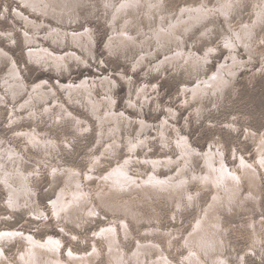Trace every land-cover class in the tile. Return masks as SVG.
Returning a JSON list of instances; mask_svg holds the SVG:
<instances>
[{
    "label": "rangeland",
    "instance_id": "obj_1",
    "mask_svg": "<svg viewBox=\"0 0 264 264\" xmlns=\"http://www.w3.org/2000/svg\"><path fill=\"white\" fill-rule=\"evenodd\" d=\"M229 1L234 2L233 6L229 5L228 9L226 5L230 3ZM233 1L164 0L162 2L164 7L162 11L166 12L165 21L167 22H170L171 17L176 16L177 19L179 15H183L184 12L181 11L183 6L202 4L207 7L206 9L209 6L212 10L216 9L215 12L212 11L213 18L209 17L204 20L205 22L202 21L201 24H197L195 28L192 27L183 34V42L186 44H183L182 48L186 50V54L205 56L200 66L201 69L197 67L200 71L195 72L188 65L186 58L180 59V61L176 60L173 64L165 63L157 66L163 58V52L156 48L154 41L146 49L153 54L142 61L140 60V51L134 48L110 50L107 43L113 32L110 26L113 13L112 9L107 6V0H68L66 3L71 5V17L65 16L60 20L34 13L28 7L23 6L19 0H0V47L8 51L15 59L28 86L38 79L46 77L49 81L57 79L74 81L83 76H91L95 79L103 78L104 75L112 76L117 80V84L111 90L115 100L114 108L117 112L124 110L132 115V119L144 118L150 122L151 126L159 127L157 133L153 126L145 131V127H140V125L133 124L130 128L125 124L124 130H121L123 136L119 139L122 144L113 152L107 149L105 145L107 142L100 143L98 140L100 128L95 122L96 119L86 110H82L78 104L73 106L69 104L66 95L61 90L57 96L58 99L64 100L73 108L74 112H78L77 114L86 119L87 117L91 118V126H93L91 129L86 130L85 126L78 127L66 116L51 117L49 115L30 121L26 119L28 112L23 113L19 121H15L11 125L10 110L12 108L19 109L20 104L27 96H22V100H19L20 98L14 100L7 95V104H0V137H3V140L14 142L13 144L19 146L20 149L26 140L21 135L14 136L16 131L13 130L17 128L19 131H25L27 128L33 130L37 125L38 130L45 136L55 139L60 148L58 146L50 148L51 155L36 148H32L31 155L26 154L29 161L24 169L29 172V169L37 171L34 173L35 175L29 176L36 192L35 205H38L46 213L32 218V209H29L28 206L25 207L24 204L15 209L7 206V191L0 187V228H23L41 239L46 238L47 235L61 238L60 254L62 255L60 256L67 264H77L71 260V256L68 254L70 249L75 250L77 254L80 251L78 255L81 256L90 255V257L88 256L90 261L86 264H109L107 242L100 235L94 236V232L109 223H114L118 227L124 219L131 233L125 236L120 229L122 238L120 242L129 264H137L134 258L139 259V257L144 261V264H152L158 257V250H161L165 257L167 255L169 259L174 260L175 264L176 262L190 264L185 259L189 253L186 243L187 235L190 234L199 214L210 203L214 193L213 187L192 180L188 185V190L195 196L196 203L190 204L187 200L184 203L180 200H173L161 191L147 187L110 193L108 184L98 179V176L107 173L110 168L131 156L132 152L140 158L147 155L161 156V154L176 157L178 156L176 142L184 136L199 151H206L212 146L213 149L221 148L228 167H238L240 155L251 163L257 162L259 140H264V14L261 13L264 11V0ZM222 8L226 11V15L220 11ZM15 9L22 10L23 13L31 15L37 21H42L45 17L48 22L47 27H40L36 31L29 28L15 15ZM143 9V12H149L148 8ZM145 13L140 14L141 17L144 16L142 25L146 33H151L154 27H158L160 16L158 11H155V16L151 17V22L148 23ZM50 25L53 27L58 25L67 30L83 28V30L91 31L94 37L91 54H88L86 49L79 50L80 55L84 56L88 62L70 61L66 69L57 67V71L56 69L54 71L47 69L43 64L39 65L34 62L28 56L29 48L25 42V31L23 30H31L34 35L39 36L41 42L44 41L46 46L49 45L54 50H62L68 45V47L73 46L69 42L67 46L58 47L54 46L52 42L44 40L43 36L48 35ZM120 25L118 23V27ZM9 30L13 31L11 36L14 37V40L7 34ZM132 31L136 32L137 30L132 28ZM238 32L242 33V41L239 39ZM231 35L236 39L233 52H230V48L225 45V41ZM87 43L89 45L90 41ZM166 52L167 54L175 53L174 48L171 52L169 49ZM232 53L236 55L239 63H234L232 69L226 72L225 85L217 92L216 96L207 91L200 95H195L190 91L204 77H212V72H216ZM0 59H2L1 55ZM7 62V60L0 62V84L11 69V65ZM232 63V60L228 62V64ZM98 88L97 94L100 96L102 90L100 87ZM143 88L148 89L146 95L148 99L150 98L146 102L139 96ZM1 91L3 92L4 89ZM131 96H133V102L141 104L139 109H129L128 99ZM171 109H174L175 113L171 114ZM164 118L170 122L166 121L168 127L165 131L166 135L162 137L160 129L162 130L165 126L162 127L160 124L165 120ZM138 135L142 136L145 141L132 151L128 146L127 139L136 140ZM98 155L101 162L95 164L94 157ZM56 159L58 160L56 161ZM141 160V164L134 160L130 169V172L138 178L146 177L152 170V167L142 164ZM37 163L40 165L38 166ZM194 164L198 171L205 168L200 159L195 160ZM92 165H95L94 170L91 168ZM77 167L83 180L81 189L88 193L85 192L84 196L88 198L83 201L87 206L86 211L81 209L72 214L62 213V216H55L50 203L58 197V191L61 188H72V184L66 185L65 178L61 174L55 176L53 170L58 168L63 171V168L68 170V168ZM87 170L89 173L94 171L95 175L88 179ZM172 170L176 173L178 169L173 166L158 168L155 171L164 176ZM242 182L244 195H250L248 191L252 186L246 178H243ZM255 194L257 198H244L238 206L234 205L233 210L225 207V210L220 211L224 240L222 255L230 264H264V172L261 169L258 192L255 191ZM88 205L90 206L88 207ZM92 205L97 208L94 215L88 212ZM25 246L24 242L20 240L5 246V251L12 264H22L21 255L26 251ZM95 246L97 250H95ZM206 262L211 264L209 259H206Z\"/></svg>",
    "mask_w": 264,
    "mask_h": 264
},
{
    "label": "bare ground",
    "instance_id": "obj_2",
    "mask_svg": "<svg viewBox=\"0 0 264 264\" xmlns=\"http://www.w3.org/2000/svg\"><path fill=\"white\" fill-rule=\"evenodd\" d=\"M19 1L23 6L28 7L34 13L41 14L46 17H54L58 20L64 18L65 16L68 18L71 17V5L66 3L68 2V0ZM163 1L164 0H107V6L112 9L111 11L113 13V17L111 19L112 23L111 25L109 24L112 27L113 32L108 39V48L110 50H113L115 48H121V50L134 48L137 51H140V60L142 61L147 56H151L153 54L151 51H147L146 49L151 46V42L154 41L157 46L156 48H158L159 51L163 52V58L157 64V66L163 65L165 63L173 64L176 60L180 61V59L186 58L188 65L191 66L195 72H199L201 69L200 66L204 61L205 56L186 54V50L182 48V45L186 44L183 42V34L190 28H195L197 24H201L202 21L207 20L209 17L213 18L214 16L211 15L214 8L212 10L209 6L208 9H206L207 7L203 6L202 4L199 6H183L181 11H183L184 14L179 15L177 19L176 16H170V22H167L165 21L166 12L162 11V9L164 8L162 3ZM233 2L227 4L226 6L228 7L226 8L229 9V5H232ZM143 8H148L149 12H143ZM215 10L213 12H215ZM14 11L15 15L22 22H25V24L29 28H33L35 29V31L40 27H47L48 22H46L45 17L42 21H37L36 19L32 18L31 15H26L25 13H23L22 10L15 9ZM155 11H158V14L160 16L159 25L158 27H154L151 33H146L144 31L145 28L142 25V18L144 16L141 17L140 14L145 13V15H147L145 19L148 23H150L151 17L155 16ZM220 11L223 12L224 15H226V11L223 8L220 9ZM263 12L264 11H261L262 14H264ZM162 21L164 22L163 24L161 23ZM118 23L121 24L120 27H118ZM57 26L58 25L53 27L52 25H50L47 32L48 35L43 36L44 40L52 42L54 46L58 47L67 46L69 42L73 46L68 47V45V48L63 47L64 49L62 50H54L48 44V46H46V44L43 43L44 41L41 42L39 36L34 35L31 30H23L25 31V42L28 45L27 47L29 48V50L27 49L28 56L34 62L38 63L39 65L43 64L47 69H51L53 71L54 69H56L57 71V67H61L63 70L66 69L70 61H86L87 63L88 61L84 56L80 55L79 50L82 51L86 49L85 51H87L88 54H91V47L94 42L92 32L88 29L83 30V28L80 30H67ZM132 28L136 29L137 31L133 32ZM7 34L12 37L11 39L14 40V37L11 36L13 34V31L9 30ZM238 35L239 39H241L242 41V33L238 32ZM232 36L233 35H231V37L228 36L227 40L225 41V45L231 50L230 52H233V49L236 46V39ZM87 41H90L89 45ZM173 48L175 53L167 54L166 51L169 49L171 52ZM212 48L214 47L212 46ZM0 55L2 56L0 62H6L7 60L11 65L8 76L4 77L0 84V104H7V95L14 100L16 98H20L19 100H22V96H27L24 102L20 104L19 109L16 110L12 108L10 110L11 116L9 119L11 125L14 124L13 122L19 121L23 113L28 112V117L26 119L30 121H34L37 118L42 119L44 116L49 115L51 117L66 116L72 123L78 125V127L82 128L83 126H85L86 130L91 129V127H93L91 126V118L89 119L87 117L86 119L83 116L77 114L78 112H74L73 108L70 107L64 100L58 99L57 96L59 94V91L61 90L66 95V99L69 101V104H71L72 106L74 104H78L79 106H81L82 110H86L87 113H89L93 118L96 119L95 122L98 123V127L100 128V131L98 133V140L100 141V143L107 142L105 145L107 146L108 150H112L113 152H115L116 148H118V146L122 144L119 139L123 136L121 130H124L125 124L130 128L133 124H135L136 126L140 125V127H145V131L151 126L150 122L144 118L135 120L132 119V115L124 110L121 112H117V110L114 108L115 100L111 92V90L117 84V80L112 76L108 77L104 75L103 78L97 76V79L91 76H83L74 81H64L61 79L49 81V79H46V77L40 78L32 83L31 86H28L23 79L24 77L22 75L20 67L17 65V62L8 53V51L0 47ZM230 60L233 61L232 64H228ZM234 63H239V61L237 60L236 55L232 53L230 54L229 59H227V61H224V63L218 67L216 72H212V77H204L203 79H201V81H199L198 85L192 87L190 91L195 95H200L207 91L209 93L212 92V94L216 96L218 94L217 92L224 87V81H226L227 76L226 72L232 69ZM197 67L200 69H198ZM98 87H100L102 90V94H100V96L97 94V92H99ZM144 88L141 90V94H139V96L146 102L148 99V96L146 95L148 89ZM3 89L4 91L2 92L1 90ZM18 103L16 104L18 105ZM128 103L130 106L129 109L132 110L133 108L134 110H137L141 106V104L133 102V96L128 99ZM173 112L175 113V110L171 109V114ZM166 118H164L165 120L161 121L160 124V126L162 127L165 126L162 130L160 129V131H162V137L166 135L165 131L168 127L166 122L168 121V119ZM36 126H34L33 130L32 128H27L25 131H19L18 128L13 130L16 131V134H14V136L21 135L26 140L24 143H22L23 145L20 149L18 148L19 146L17 147V145L15 146V144H13L14 142L3 140V137H0V187L7 191V206L15 209L24 204L25 207L28 206L29 209H32V215L30 214L32 218H36L39 214H45L46 212L43 209H40L38 205H35L34 200L36 192L34 190L35 188H33L32 186V181L29 176L35 175L34 173H37V171L29 169V172L24 169L26 163L29 161L28 156L31 155L30 151L32 150V148H36L46 154L51 155L50 148H55V146L59 147L55 139L45 136V134L38 130L39 127L37 128ZM157 128L153 126V129H156L155 131H157L158 133ZM106 130H108V132H106ZM128 133L129 132L127 131V134ZM135 137L133 138L135 139ZM185 138L187 137L184 136L183 138L178 139L176 142V147L178 149V156L176 157L161 154V156L147 155L142 156L141 158L137 156V154H134L132 151L136 149L139 144L144 143L145 139L140 135H138V138L136 140H130L128 138V146L132 150L131 156H125L126 158L124 160L122 159L123 161H120V163L116 164L115 167L110 168L109 171L104 175H99L98 179L103 180L106 184H108L110 189V191H108L110 193H120L137 188L144 189L145 187H147L159 190L173 200H180L183 203L185 200H187V202L190 204L196 203L195 196L188 190V185L192 180L201 182L205 186L209 185L213 187L214 193L212 199L210 200V203L199 214L197 220L193 224L190 234L187 235L186 243L189 248V253L188 255H186L185 259L189 261L190 264H207L206 259H209L211 261V264H230L229 261L224 257V255H222V252L224 250V240L222 223L220 221V211L225 210V207L229 208V210H233L234 205L238 206L244 198H257L255 191L258 192L260 169L264 172V140H259V146L257 148V162L255 161L254 163H251L247 159L243 158L242 155H240V157L238 158V167H228V164H226V161L223 157L225 154L223 153V150H221V148L213 149L212 146L209 147L206 151H199L198 148H194L191 143H189V141ZM26 154L28 156H26ZM99 158V155L95 156L93 162H95V164L97 162L100 163L101 161L99 160ZM140 159H142V164L152 167L151 173L142 178H138L130 172V169L132 168L131 165L133 166L134 160H137L138 163L141 164ZM198 159H200L204 163V170H197L194 161ZM57 160L58 159H56V161ZM39 165L40 164H38V166ZM173 166H175V169H178L176 173H174V171L172 170L168 172L167 175L162 176L155 171L158 170V168H171ZM77 168H68V170L63 168V171L58 168H55L53 170V174L55 176L61 174L65 178L66 185L70 186V184L68 183L72 184V188H61L60 191H58V197L52 200V202L50 203L53 207L55 216H62V213H64L65 215L72 214L75 211L78 212L81 209H84V211H86L87 206H85L83 201L84 199L87 200L86 198L88 197L84 196L86 195V191L81 189V182H83V180L80 176L81 172L79 168ZM91 168L92 170H94L95 165H92ZM94 175V171L89 173V171L87 170L86 176L88 177V179L92 178ZM243 178H246L248 183L252 186V188L248 191L250 195H244V187L242 185ZM89 206L90 205H88V207ZM96 211L97 208L92 205L91 209L88 212L94 215ZM120 229H122V233L125 236L131 233L124 219H122V221L120 222V226L118 225V227L114 223H109L103 225L100 230H97L96 232H94L93 230L94 236L100 235L101 237L105 238L107 242V247L109 248V264H129V260L125 255V251L122 248V244L120 242V239H122L120 237ZM18 240L23 241L26 245V251L21 255L22 264H67V262L65 263V261L60 256L62 255L60 254L62 244L61 238L55 237L54 235H47L46 238L41 239L37 238V236L29 231L23 230V228L20 229L8 227L0 228V264H12L5 251V246L12 242L16 243ZM94 248L95 250H97L96 246ZM156 248L159 249L158 246H156ZM68 251L69 256H71V260L77 262V264H86L90 261L88 258V256L90 257V255H86L83 253L84 255L81 256L78 255L80 251L78 252V254L75 252V250L73 251L70 249ZM157 255V259L154 260L152 264H175L173 262L174 260L172 261L171 259H169L167 255L165 257L164 253L161 250H158ZM134 259H136L137 264H144V261L141 259V257H139V259ZM176 264L178 263L176 262Z\"/></svg>",
    "mask_w": 264,
    "mask_h": 264
}]
</instances>
